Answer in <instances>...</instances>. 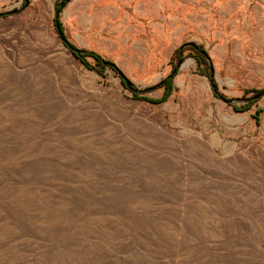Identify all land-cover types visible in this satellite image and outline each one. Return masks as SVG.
Instances as JSON below:
<instances>
[{
	"label": "rangeland",
	"instance_id": "1",
	"mask_svg": "<svg viewBox=\"0 0 264 264\" xmlns=\"http://www.w3.org/2000/svg\"><path fill=\"white\" fill-rule=\"evenodd\" d=\"M62 2L0 0V264H264V0Z\"/></svg>",
	"mask_w": 264,
	"mask_h": 264
},
{
	"label": "trees",
	"instance_id": "2",
	"mask_svg": "<svg viewBox=\"0 0 264 264\" xmlns=\"http://www.w3.org/2000/svg\"><path fill=\"white\" fill-rule=\"evenodd\" d=\"M60 8L57 9V11H59ZM55 23L58 24V33L60 34V37L63 39L65 45L73 51V54L75 55L76 58H78L79 60H81V62L83 64H85L88 68L90 69H94L96 70L97 69V66L101 69L100 71H104L107 67H110V68H115V65L110 62V61H107L105 60L102 56H100L99 54L93 52V51H87V50H82V49H78L76 48L72 43H70L66 38H65V35H64V32H63V29L61 27V24L59 23V18L58 16L55 17ZM189 45H182L181 47H179L175 52H174V57L173 59L175 58H178V60L180 61L181 60V55H182V52H183V49H185L186 47H188ZM75 51H79V53H75ZM199 53H200V57L204 60V57L208 58V56L206 55V53L203 51V50H199ZM202 54V55H201ZM87 57H92L95 62H96V66H93L92 64H90V62L87 61ZM178 61V62H179ZM112 68V69H113ZM175 75V72H172V74L163 82V86L166 87V92L164 94V97L161 99V101H166L170 95L172 94V79Z\"/></svg>",
	"mask_w": 264,
	"mask_h": 264
},
{
	"label": "water",
	"instance_id": "3",
	"mask_svg": "<svg viewBox=\"0 0 264 264\" xmlns=\"http://www.w3.org/2000/svg\"><path fill=\"white\" fill-rule=\"evenodd\" d=\"M70 0H65V2H62L61 3V6H64L66 3H68ZM18 10H14V11H11V12H9V13H11V14H13V13H16ZM190 45H194L193 43H191ZM75 53H79V51H75ZM120 75L123 77V79H124V81H125V83H126V85L128 86V87H131V85H132V83L122 74V73H120ZM211 77H213V76H211ZM264 93V90H263V92L261 93V94H258L257 96H255V99L256 98H259L262 94Z\"/></svg>",
	"mask_w": 264,
	"mask_h": 264
}]
</instances>
